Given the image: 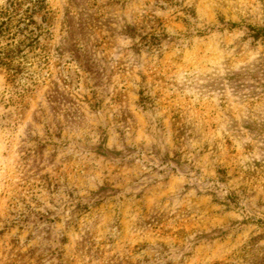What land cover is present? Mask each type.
I'll return each mask as SVG.
<instances>
[{
    "label": "rangeland",
    "instance_id": "374dc122",
    "mask_svg": "<svg viewBox=\"0 0 264 264\" xmlns=\"http://www.w3.org/2000/svg\"><path fill=\"white\" fill-rule=\"evenodd\" d=\"M16 1L0 264H264V0Z\"/></svg>",
    "mask_w": 264,
    "mask_h": 264
},
{
    "label": "trees",
    "instance_id": "16d2710c",
    "mask_svg": "<svg viewBox=\"0 0 264 264\" xmlns=\"http://www.w3.org/2000/svg\"><path fill=\"white\" fill-rule=\"evenodd\" d=\"M16 4H18V2L16 0H11L10 4L7 7L4 6H0V17L2 18L0 21V35H4V32L7 31L8 34L12 37V35L18 34V31H20V27L15 24L14 25V21H15V12H16ZM13 28H15V32H12V30H14ZM23 31H27L28 34H35V30L34 29H30L28 30V27L26 26L24 29H22ZM14 38V37H13ZM12 57L10 52H7V55L5 56L6 59H10ZM1 59V63L3 64H10V62L8 61H3L2 58Z\"/></svg>",
    "mask_w": 264,
    "mask_h": 264
}]
</instances>
